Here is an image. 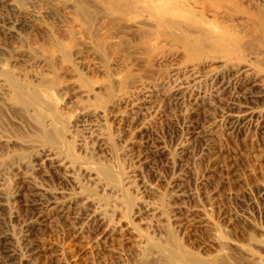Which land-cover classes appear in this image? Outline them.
<instances>
[{
	"label": "rangeland",
	"instance_id": "obj_1",
	"mask_svg": "<svg viewBox=\"0 0 264 264\" xmlns=\"http://www.w3.org/2000/svg\"><path fill=\"white\" fill-rule=\"evenodd\" d=\"M131 2L0 0V264H264V48L194 59Z\"/></svg>",
	"mask_w": 264,
	"mask_h": 264
},
{
	"label": "bare ground",
	"instance_id": "obj_2",
	"mask_svg": "<svg viewBox=\"0 0 264 264\" xmlns=\"http://www.w3.org/2000/svg\"><path fill=\"white\" fill-rule=\"evenodd\" d=\"M92 1L101 5L102 8L104 7L108 14H118L120 16L127 15V22L128 20L132 21L131 24L127 25L135 26V22L142 16V13L133 8L134 5L131 0ZM225 2L226 0H159V3L163 5V10H158L159 12H157V15L148 13V17L150 16L157 20L154 21L157 28H163V26L167 27L170 30V34L171 32L174 34L176 40L186 45L190 56L194 59L210 56L211 54L220 53L221 51L224 52L228 48L235 53H244L246 50H250L254 47V42H257L263 49L264 23H260L259 27L256 26L254 30L259 31L261 29L263 32L258 36L256 34L251 35V41H247L245 38L246 36L242 35L243 32H249L250 30L247 24L246 27L243 26L242 23H238V25H233L232 27L223 25L222 22L218 20L219 14L216 15L217 20H214L216 26L214 28L207 27V14L209 12L217 14L223 10L227 13H225V15L231 17L234 16V13L238 12ZM171 3L174 5L175 9L182 10L183 13L179 14L178 11H174L173 9L169 11L168 8H170L169 5ZM124 6L127 12L123 11ZM146 21L147 19H145V22ZM173 34L171 35L173 36ZM165 258L168 260L167 257ZM169 264L175 263L170 259Z\"/></svg>",
	"mask_w": 264,
	"mask_h": 264
}]
</instances>
